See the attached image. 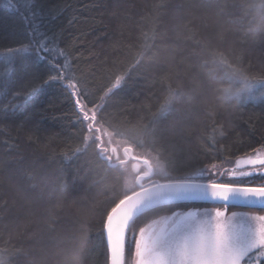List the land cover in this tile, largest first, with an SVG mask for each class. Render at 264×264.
I'll use <instances>...</instances> for the list:
<instances>
[{
    "label": "trees",
    "instance_id": "trees-1",
    "mask_svg": "<svg viewBox=\"0 0 264 264\" xmlns=\"http://www.w3.org/2000/svg\"><path fill=\"white\" fill-rule=\"evenodd\" d=\"M25 2L14 0V7L0 0V48L18 47L17 41L24 39ZM215 2L205 6L207 0H40L43 11L37 12L47 21L50 10H62L53 31L71 51L77 74L93 84V93L114 69L124 71L133 63L141 31L151 36L152 20L158 15L160 38L151 60L131 70L126 86L108 102L107 113L146 124L169 85L176 88L182 82L184 115L195 122L192 152L207 147L213 121L217 138L220 126L230 133L222 143L232 151L248 150L249 144L264 140V101L222 99L221 89L227 85L220 79L218 54L249 76L264 75V17L247 8L238 10V16L221 15ZM46 27L45 23L40 30ZM41 69L46 71L47 65L41 64ZM92 98L99 102L98 96ZM26 107L34 111L27 123L0 119V259L6 261V249L15 244L31 253L34 264H104L102 224L93 212L106 196L104 174L89 171L95 167L89 156L70 162L65 158L78 144L72 101L59 84H51ZM164 123L177 126L172 117ZM197 158L207 159L202 153ZM84 222L91 225L90 242L81 251Z\"/></svg>",
    "mask_w": 264,
    "mask_h": 264
},
{
    "label": "snow or ice",
    "instance_id": "snow-or-ice-1",
    "mask_svg": "<svg viewBox=\"0 0 264 264\" xmlns=\"http://www.w3.org/2000/svg\"><path fill=\"white\" fill-rule=\"evenodd\" d=\"M210 5L207 0L205 6ZM215 7L221 15L238 16V10L247 8L264 17V0H216ZM23 9L24 39L17 41L18 47L0 48V119L27 123L34 115L27 103L48 85L62 87L78 125V144L65 158L70 162L89 156L95 166L89 171L98 169L105 178V199L93 210L102 224L104 264H264V140L249 144L248 150L232 151L222 143L230 133L220 126L217 138L213 121L207 147L193 153L189 142L195 122L184 115L182 82L176 88L169 85L146 124L107 113L108 102L126 86L131 70L151 60L160 38V17L152 20L151 36L141 31L133 63L124 71L114 69L93 93V84L77 74L71 51L53 31L62 10H50L45 21L37 12L43 11L40 0H26ZM218 55L220 79L227 85L221 89L222 99L264 101V75L249 76ZM41 64L47 65L46 71ZM169 117L177 126L164 123ZM201 153L206 160L197 158ZM90 227L82 223L81 251L89 245ZM6 251L9 258L0 264H34L23 247L12 244Z\"/></svg>",
    "mask_w": 264,
    "mask_h": 264
},
{
    "label": "rangeland",
    "instance_id": "rangeland-1",
    "mask_svg": "<svg viewBox=\"0 0 264 264\" xmlns=\"http://www.w3.org/2000/svg\"><path fill=\"white\" fill-rule=\"evenodd\" d=\"M251 210H254V209H251ZM253 212H256V211H253Z\"/></svg>",
    "mask_w": 264,
    "mask_h": 264
},
{
    "label": "water",
    "instance_id": "water-1",
    "mask_svg": "<svg viewBox=\"0 0 264 264\" xmlns=\"http://www.w3.org/2000/svg\"><path fill=\"white\" fill-rule=\"evenodd\" d=\"M253 209H256V208H253Z\"/></svg>",
    "mask_w": 264,
    "mask_h": 264
}]
</instances>
